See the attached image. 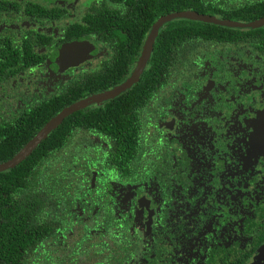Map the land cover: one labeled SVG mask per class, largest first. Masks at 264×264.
<instances>
[{
    "label": "flooded vegetation",
    "instance_id": "af4514ba",
    "mask_svg": "<svg viewBox=\"0 0 264 264\" xmlns=\"http://www.w3.org/2000/svg\"><path fill=\"white\" fill-rule=\"evenodd\" d=\"M195 2L0 0L4 123L52 101L68 102L65 109L116 89L166 15L232 23L206 22L214 32L177 43L165 76L161 62L159 82L131 98L130 109L126 93L151 69L160 32L195 19L165 21L131 87L67 116L99 108L113 117L104 124L90 112L96 127L73 120L70 139L52 153L61 189L43 208L53 221L51 260L63 244L68 264H264V0H209L216 10L206 12L191 8ZM130 8L149 27L126 74ZM110 74L124 77L106 87Z\"/></svg>",
    "mask_w": 264,
    "mask_h": 264
},
{
    "label": "trees",
    "instance_id": "16d2710c",
    "mask_svg": "<svg viewBox=\"0 0 264 264\" xmlns=\"http://www.w3.org/2000/svg\"><path fill=\"white\" fill-rule=\"evenodd\" d=\"M133 1V0H130ZM158 7L161 0H151ZM195 6H190L198 12L214 11L209 0H196ZM176 2V1H175ZM174 2V3H175ZM137 5L142 8L143 0H136ZM174 3L172 5H174ZM171 5V6H172ZM126 12V47L131 48L132 52L126 56V74L130 71V62L136 58V54L147 33L148 27L145 29L134 19L138 12L134 8V13ZM147 10V8H146ZM145 10V11H146ZM163 12V9H162ZM160 13V11H159ZM157 13L152 19L154 20ZM181 22V21H179ZM214 25L201 21H192L191 24L183 26L176 25V30H162L158 35L152 57V67L146 71L141 80L135 84L126 94V107L132 109L135 103L131 98L141 93L142 88H153L159 77L154 73L160 70L158 64L162 66L163 76L169 70L165 60L170 58L169 52L177 43L186 40L187 35L194 37L201 36L207 31L214 32ZM177 33V34H176ZM189 39V38H188ZM164 62V63H163ZM179 68L174 63V70ZM113 78L112 74L106 82V87L122 80ZM186 90L191 85L187 81L181 82ZM100 90V88L95 91ZM78 97L72 98L74 100ZM112 103V102H110ZM68 102L60 99L57 102L44 104L41 109H36L24 115L17 122L13 121V117L4 120L0 117V163L5 162L18 153L25 144L56 114L61 112ZM95 112L97 118H102L101 122L105 124L113 117L109 111V118H105L101 114V110H89L77 112L67 117L63 122L52 131L49 136L42 141L41 144L31 153L29 157L19 163L16 167L0 172V264H68L65 258L68 256L67 250L63 244H59L57 251L59 254L57 260L50 258L51 251L49 247L50 238L53 230L52 216L49 212L44 211L47 202L53 201L52 196L59 195L61 186L53 183L54 168L53 163L56 162L53 155L54 150L63 148L71 135L72 129L79 127V123L83 119L90 120L88 115ZM16 117V116H15ZM93 119V117H90ZM73 120H76L73 126ZM95 125V121L90 120ZM132 126V124H130ZM93 127V126H91ZM55 212V211H54ZM55 215V214H54ZM61 236L57 239L61 240ZM63 241V240H62ZM59 242V241H58Z\"/></svg>",
    "mask_w": 264,
    "mask_h": 264
},
{
    "label": "water",
    "instance_id": "95a60500",
    "mask_svg": "<svg viewBox=\"0 0 264 264\" xmlns=\"http://www.w3.org/2000/svg\"><path fill=\"white\" fill-rule=\"evenodd\" d=\"M178 17H185V18H191L195 20H200L204 22H211V23H218V24H232L229 21H224L221 20L215 16L211 15H206V14H201L197 12H177L174 14L166 15L153 26L152 30L150 31L147 40L144 45V50L143 53L137 63V66L131 73V75L126 79V81L118 86L116 89L109 91L108 93H105L103 95H98L91 97L89 99L77 102L70 107H67L63 109L61 112L56 114L54 117H52L26 144L25 146L18 152L16 153L12 158L9 160L0 163V172L12 169L16 167L19 163H21L23 160H25L27 157L31 155V153L38 147L39 144L42 143L43 140H45L49 134L54 131L62 122L63 120L69 116L71 113L82 109L83 107L94 103L98 102L101 100H104L106 98L114 97L124 89H127L131 87L133 83H135L140 75L143 72V69L145 67L149 51L151 49L152 42L154 40V37L159 29V27L168 20H171L173 18H178ZM240 25V24H238ZM251 24H241L240 26H250ZM254 25V24H252Z\"/></svg>",
    "mask_w": 264,
    "mask_h": 264
},
{
    "label": "rangeland",
    "instance_id": "374dc122",
    "mask_svg": "<svg viewBox=\"0 0 264 264\" xmlns=\"http://www.w3.org/2000/svg\"><path fill=\"white\" fill-rule=\"evenodd\" d=\"M85 1H88V0H85Z\"/></svg>",
    "mask_w": 264,
    "mask_h": 264
}]
</instances>
